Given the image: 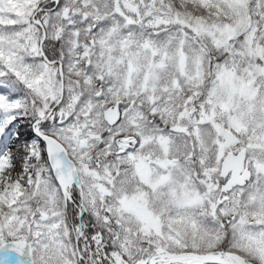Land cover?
Returning a JSON list of instances; mask_svg holds the SVG:
<instances>
[{"label": "snow or ice", "instance_id": "obj_1", "mask_svg": "<svg viewBox=\"0 0 264 264\" xmlns=\"http://www.w3.org/2000/svg\"><path fill=\"white\" fill-rule=\"evenodd\" d=\"M0 264H264V0H0Z\"/></svg>", "mask_w": 264, "mask_h": 264}]
</instances>
